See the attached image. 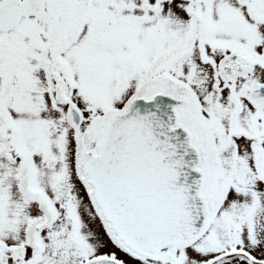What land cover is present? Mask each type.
Returning a JSON list of instances; mask_svg holds the SVG:
<instances>
[{"label": "snow or ice", "instance_id": "obj_1", "mask_svg": "<svg viewBox=\"0 0 264 264\" xmlns=\"http://www.w3.org/2000/svg\"><path fill=\"white\" fill-rule=\"evenodd\" d=\"M0 264H264V0H0Z\"/></svg>", "mask_w": 264, "mask_h": 264}]
</instances>
